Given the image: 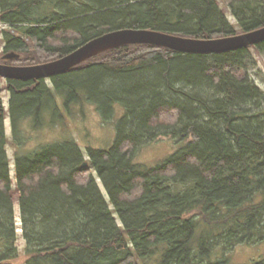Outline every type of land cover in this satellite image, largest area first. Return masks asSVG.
<instances>
[{
  "label": "trees",
  "instance_id": "obj_1",
  "mask_svg": "<svg viewBox=\"0 0 264 264\" xmlns=\"http://www.w3.org/2000/svg\"><path fill=\"white\" fill-rule=\"evenodd\" d=\"M230 8L240 32L217 0H0L3 54L20 55L0 63H49L123 29L217 39L264 27V0ZM253 48L264 54V42ZM250 50L132 45L53 77V86L6 81L19 148L23 121L40 123L60 111L59 100L91 105L107 123L124 109L110 150L89 149L88 163L74 140L18 152L14 178L0 78V264L21 257L16 194L25 264H231L227 255L211 262L216 247L225 254L263 243L264 91L251 77ZM159 138L183 146L156 167L135 164Z\"/></svg>",
  "mask_w": 264,
  "mask_h": 264
},
{
  "label": "rangeland",
  "instance_id": "obj_2",
  "mask_svg": "<svg viewBox=\"0 0 264 264\" xmlns=\"http://www.w3.org/2000/svg\"><path fill=\"white\" fill-rule=\"evenodd\" d=\"M232 1L233 0H217L221 8L226 12L229 21L234 25L237 31L240 32L241 27L238 26L237 20L233 16L230 8ZM4 29L5 28L0 25V32ZM3 51L4 43L2 41V34L0 33V62L4 56ZM250 52L252 59L250 70L251 77L264 91V54L257 53L253 47H251ZM11 65L20 66L17 63H12ZM1 82L4 89L1 93V97L7 111V119L5 121L6 135L8 138L7 152L10 158V169L13 178L16 171L15 156L18 152L21 155H30L38 152L44 146L74 140L84 154V161L88 163L90 161V156L88 154L89 149L108 151L114 146L117 138L116 126L124 114L122 106L117 107L115 118L110 123H107L103 121L96 108L91 105H77L67 109L66 106H64L63 101L59 100L58 105L60 111L55 110L53 113L50 112L51 110L46 111L40 123H37L33 117L27 118L23 121L21 130L26 144L21 146V148L17 147L9 114L10 92L6 89V80L1 78ZM46 83L53 86L51 79H46ZM182 143L183 142L173 138H159L155 142L147 143L141 148L139 147L140 150L134 158V163L145 165L149 168L161 165V163L172 157V155L183 146ZM184 143L186 144L187 142ZM19 149L20 151H18ZM94 176L97 179L104 196L109 199L103 183L98 180L97 173L94 172ZM17 198L18 196L16 194L15 210L21 257L16 260L14 264H25V241L21 236L22 219L20 217V207ZM215 249V252H213L210 258L211 262L220 260L225 255L229 257L231 264H254L264 258V242L255 245H239L233 250L229 249L228 251H225V254L223 246H218Z\"/></svg>",
  "mask_w": 264,
  "mask_h": 264
},
{
  "label": "water",
  "instance_id": "obj_3",
  "mask_svg": "<svg viewBox=\"0 0 264 264\" xmlns=\"http://www.w3.org/2000/svg\"><path fill=\"white\" fill-rule=\"evenodd\" d=\"M264 42V27L217 39H194L148 29H123L104 34L58 60L17 66L0 63V78L17 81L46 80L68 72L89 60L121 47L151 45L187 54H222L248 49ZM17 53L3 56L5 62L19 59ZM88 164L85 163L84 166Z\"/></svg>",
  "mask_w": 264,
  "mask_h": 264
}]
</instances>
